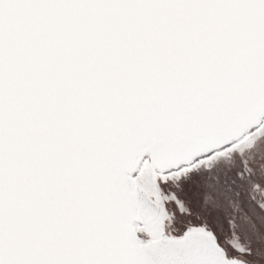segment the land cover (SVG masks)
Listing matches in <instances>:
<instances>
[{"label": "snow or ice", "instance_id": "obj_1", "mask_svg": "<svg viewBox=\"0 0 264 264\" xmlns=\"http://www.w3.org/2000/svg\"><path fill=\"white\" fill-rule=\"evenodd\" d=\"M0 264H264V0H0Z\"/></svg>", "mask_w": 264, "mask_h": 264}]
</instances>
